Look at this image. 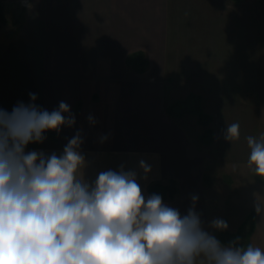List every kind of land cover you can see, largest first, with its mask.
Instances as JSON below:
<instances>
[{
	"label": "crops",
	"instance_id": "1",
	"mask_svg": "<svg viewBox=\"0 0 264 264\" xmlns=\"http://www.w3.org/2000/svg\"><path fill=\"white\" fill-rule=\"evenodd\" d=\"M231 1L4 0V10L15 9L23 18L17 30L1 41L0 108L10 112L18 102L32 103L29 93H34V103L49 112L58 109L61 101L66 102L76 120L71 128L63 126L59 134L45 132L43 143H31L25 151L60 155L68 140L81 131L80 151L87 162L84 178L90 184L101 171H118L123 166L125 171L138 173L145 197L158 194L153 191L158 185L163 189L159 195L164 203L184 215L192 206L191 196L196 195L195 210L205 230H214L209 225L216 218L225 220L230 230L235 226L233 214H223L217 204L215 184H205L203 180L207 161L212 157L177 121L184 111L177 118L168 115L167 101L177 105L187 100L188 93L182 98L179 95L181 85L199 82L204 72L199 68L213 69L217 76L214 81L224 86L238 84L255 89L251 57L246 51H242L245 56L240 59L232 55L235 47L239 52L242 44L249 48L254 43L252 19L256 17L249 8L246 14L239 11L244 0ZM193 3L209 8L207 11L201 7L197 10L201 14L195 17L206 31L200 42L206 55L196 54V72L187 64L191 54L183 56L175 47L185 42L182 32L186 37L190 35L187 15L193 13L187 11V6ZM2 19L5 21V16ZM172 32L179 41L172 42L176 55L170 62L168 40ZM136 51L146 54L148 64L143 71L128 62V56ZM243 63L245 69L240 66ZM181 74L187 78L176 77ZM169 83L174 84L169 87ZM222 85L215 86L217 93L210 98L216 112L215 142L227 127L222 124L221 110L231 104L221 94ZM90 115L95 124L89 123ZM104 136L108 138L102 142ZM141 159L152 169L146 180L140 178L144 175L139 168ZM173 183L176 193L171 197L168 189Z\"/></svg>",
	"mask_w": 264,
	"mask_h": 264
},
{
	"label": "clouds",
	"instance_id": "2",
	"mask_svg": "<svg viewBox=\"0 0 264 264\" xmlns=\"http://www.w3.org/2000/svg\"><path fill=\"white\" fill-rule=\"evenodd\" d=\"M29 98L10 112L0 108V264H264L261 247H245L239 237L225 245L205 230L196 195L182 215L159 194L145 197L135 170L121 166L87 182L81 131L60 155L26 152L45 132L76 123L66 102L49 112L34 103L36 94ZM224 139L238 141L240 124H227ZM246 141L247 164L264 179V134ZM139 168L146 180L151 165L141 159ZM255 211L261 215L264 205ZM209 227L228 224L216 218Z\"/></svg>",
	"mask_w": 264,
	"mask_h": 264
},
{
	"label": "rangeland",
	"instance_id": "3",
	"mask_svg": "<svg viewBox=\"0 0 264 264\" xmlns=\"http://www.w3.org/2000/svg\"><path fill=\"white\" fill-rule=\"evenodd\" d=\"M3 1L0 0L2 9L0 11V46L2 45L1 41L3 38L8 36L12 31L17 30V26L23 18L22 13L15 9L9 8L4 10ZM23 2L26 3V0H23ZM187 7V11L193 13V15L188 16V12L186 11L187 22L190 23L189 38L183 32L181 34L180 31V34L185 36V42L183 41L184 44L177 43L179 37L172 32L171 39L168 40V57L171 62V58H174L176 55V50L173 49L174 44L172 43L176 39V49H180L183 56L191 54L192 59H187V64H190V69H194L196 72L198 62V59H195L197 58L196 56L200 52H203L204 56L206 55L202 43H200L203 41L202 36L206 37V31L205 27L203 28L202 25H198V20L195 17L199 16L200 12L197 10H201V7L202 10L207 11H209V8L206 5L196 6L195 3L189 4ZM239 8L241 13L245 12L246 14V10L249 8L250 12L255 14V20L254 18L252 19L255 32L254 43L249 48L242 44L239 52L235 47L233 50L235 54L232 56L238 55V59H240L242 56H245L242 51H246L247 56L251 57V65L249 64V66L251 71H254V76L256 77L255 89L248 90V88L238 84H230L231 86L226 84L224 86L222 85L224 83L214 81L217 76L216 73L212 72L213 69L199 68V71H204L200 74L199 82H187L181 85L183 90L179 92V95L181 94L180 97L182 98L188 93L185 102L187 106L184 108L182 102L174 105L172 102L167 101V113L177 118L178 115L180 116L181 111H184L182 112L184 116L179 117L181 119L177 121L186 129L197 146L202 151L210 153L212 157H210L211 160L207 161L209 162V166L205 170L204 183L208 184L212 182L215 184L214 191H216L218 206L223 210L224 215L233 214L234 216L232 223L235 226H230V230L225 231L211 230L212 234L225 245L239 237L240 244L245 247L248 244H252L264 249V213L258 215L255 211L257 202L264 205V179L256 176L247 164L250 149L246 141V137L249 135L259 139L264 134V0H244ZM20 13L21 16L19 15ZM4 16L5 21L2 19ZM242 37L243 35L240 34L239 39H242ZM171 54L173 55L171 56ZM131 61L128 62L132 63L133 61ZM207 64L211 63L206 62ZM240 66H243V69L246 68L244 63ZM207 67H210V65ZM176 77L185 79L187 75L181 74ZM173 84L169 83L168 86L170 87ZM216 85H222L223 91L221 94H224V99H229V103H231L230 106H224L221 110L222 114H224L222 124H240V139L238 141L230 143L224 139V133L219 140L214 141L213 127L216 112L210 98L217 93ZM177 90L180 91V88ZM189 97L191 100H188ZM209 102L211 105H209ZM162 190L158 185H154L156 193L159 194ZM208 197L211 200L210 196ZM244 216L246 217V221L241 222ZM240 222L242 225L237 230Z\"/></svg>",
	"mask_w": 264,
	"mask_h": 264
},
{
	"label": "trees",
	"instance_id": "4",
	"mask_svg": "<svg viewBox=\"0 0 264 264\" xmlns=\"http://www.w3.org/2000/svg\"><path fill=\"white\" fill-rule=\"evenodd\" d=\"M232 1L233 2H235V1L240 2L241 0H232ZM129 61L132 62L130 64H132L135 68H138L141 71L146 69V65L148 64V61L146 59V54L143 51H136V52H133L132 54H130ZM188 100H191L190 97ZM185 102H183V104H182L184 108H185V106H187V104ZM173 185H174V183L171 186H173ZM168 190H169V196L173 197L176 193V186L174 185L173 187H169ZM153 191H154V187H153Z\"/></svg>",
	"mask_w": 264,
	"mask_h": 264
}]
</instances>
